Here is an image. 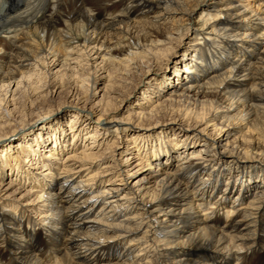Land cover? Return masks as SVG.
I'll return each instance as SVG.
<instances>
[{"label":"bare ground","instance_id":"obj_1","mask_svg":"<svg viewBox=\"0 0 264 264\" xmlns=\"http://www.w3.org/2000/svg\"><path fill=\"white\" fill-rule=\"evenodd\" d=\"M3 2L0 264H264V0Z\"/></svg>","mask_w":264,"mask_h":264},{"label":"rangeland","instance_id":"obj_2","mask_svg":"<svg viewBox=\"0 0 264 264\" xmlns=\"http://www.w3.org/2000/svg\"><path fill=\"white\" fill-rule=\"evenodd\" d=\"M4 2H3V0H0V6L3 4ZM141 26H139V28L138 29H136V31L133 33V35H134V37L137 35V36H139V39L140 38H145L146 36L145 35H143L142 34V31H141ZM140 29V30H139ZM137 31H138V34H137ZM140 31V32H139ZM136 34V35H135ZM132 35V36H133ZM115 39V38H114ZM172 47V46H171ZM177 52H179V54H177L176 55V53ZM181 52H182V49H181V44L180 43H178L177 44V46L176 47H174V54L178 57V56H180V54H181ZM159 56V57H158ZM160 56L161 55H157V58H160ZM163 57V56H162ZM156 58V59H157ZM161 60V59H160ZM159 60V61H160ZM145 64V63H144ZM169 64V66L170 65H172V63H168ZM154 65V64H153ZM151 66H152V64H151ZM142 68V67H141ZM86 72V71H85ZM90 72V74L88 73V75H91V72L92 71H89ZM84 73V72H83ZM132 78H133V80L131 79V80H129V86H127L125 89H122V96L124 95V96H127L126 97V99H123V101L120 103V105H121V107H125L126 105H130V104H132L137 98H139V95H140V93H141V86H139L138 88L136 87V85L138 84V82H139V80H140V76H139V74L138 73H132ZM128 79H129V76H128ZM131 85V86H130ZM64 93H62V97L60 96V97H54V98H56L55 100H53V102L51 103V102H48V103H43V102H40V103H38L37 105L38 106H42L43 108H42V110L40 111V113H42V112H45V111H47V110H53V109H56V108H58V107H60L61 105L62 106H64V103H62V100H63V98H64V96L65 95H63ZM56 96V95H55ZM98 99H99V97H98ZM61 101V102H60ZM123 107V108H124ZM108 108H112V106H108ZM122 108V109H123ZM64 116H66V118H68L67 119V122L69 121V118H70V116L68 115V114H64ZM33 135H34V133H33ZM10 151H12V149L10 148ZM66 152V151H65ZM64 154V153H63ZM63 156V155H62ZM23 156H21V158H22ZM25 157V156H24ZM21 162H22V160H21Z\"/></svg>","mask_w":264,"mask_h":264}]
</instances>
